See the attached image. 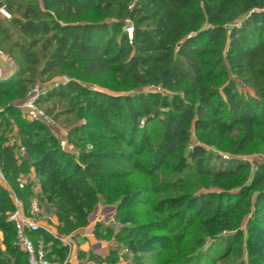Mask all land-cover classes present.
<instances>
[{
	"label": "trees",
	"instance_id": "1",
	"mask_svg": "<svg viewBox=\"0 0 264 264\" xmlns=\"http://www.w3.org/2000/svg\"><path fill=\"white\" fill-rule=\"evenodd\" d=\"M131 1L0 0V6L11 13L10 19L0 15V44H8L9 54L16 55L18 63L12 77L0 79V103L8 89L24 96L37 75L62 72L68 81L48 89L41 102L58 98L79 114L82 110L96 111L107 129L104 136L87 123L70 127L69 141L74 140L79 148L76 155L60 146L59 137L48 124L20 118L10 105L0 109L6 125L8 113L20 122V145L7 143L0 134V172L25 207L33 189L32 184H22L21 176L35 174L45 196L40 202L54 208L61 235L73 234L87 225L99 194L105 202L116 205L117 221L132 222V207L149 203L150 196L169 187L134 186L127 179L138 173L153 178L170 158L172 162L165 167L176 173L193 169L196 175L228 181L242 174L246 166L237 157L216 158L199 144L186 151L191 128L200 138L216 129L219 138L228 141L226 149L231 154L245 151L255 139L264 144V0H136L129 8ZM97 4L110 21L80 20ZM125 19L133 28L131 42L121 31ZM234 20L238 24L232 25ZM226 33L228 45L223 53L218 44ZM41 59L44 63L39 72ZM229 72L236 77L230 78ZM98 78L110 81L106 86L113 93L81 83ZM222 78L227 82L215 84ZM144 86H158L173 94H120ZM107 104L117 117L105 115ZM155 122L163 131L159 142L150 148L148 125ZM234 130L238 135H231ZM18 147L25 149L22 157L16 154ZM148 147L150 155L138 157ZM254 190L249 230L254 228L264 239V162L257 164L247 185L233 192L182 193L162 199L153 210L168 211L166 222L124 225L114 237L124 241L132 254L146 250L145 232L152 229L174 232L165 237L166 248L187 234L191 244H202L205 239L190 227L199 220L202 227L219 221L233 228L234 211L248 204ZM11 199L10 192L0 186V212L14 209ZM101 226L100 222L95 224L96 237H109L112 231L106 228L103 233ZM0 230V264H28L15 237H9L11 230L15 236V227L5 214L0 215ZM29 235L34 241L39 237L52 241L48 256L54 254L64 260L67 248L52 235L44 230ZM242 236L238 229L222 237L225 254L241 242ZM247 240L250 244L251 238ZM247 251L249 256L262 255L252 244ZM112 255L116 257L113 250L103 260H114ZM141 257L137 255L134 264H143ZM248 261L264 264V258ZM191 262L186 257L184 263Z\"/></svg>",
	"mask_w": 264,
	"mask_h": 264
},
{
	"label": "rangeland",
	"instance_id": "2",
	"mask_svg": "<svg viewBox=\"0 0 264 264\" xmlns=\"http://www.w3.org/2000/svg\"><path fill=\"white\" fill-rule=\"evenodd\" d=\"M135 1L136 0L131 1V3L129 4V8L133 6ZM80 20L93 22L102 20L110 21L111 19L103 14L101 4H97L94 9L88 11L84 16L80 18ZM238 22V20H234L232 21V25H236L238 24ZM206 25L207 24L204 21L202 23V26L205 27ZM130 26L131 21L129 19H125L124 25L121 27V31L127 34V31ZM218 45L222 47V52L225 53L226 47L228 45L227 33L223 36L222 40ZM0 49L7 52L8 54L10 52L8 44H0ZM11 56L14 59V64H12L13 68L17 70V56L14 54H11ZM43 63L44 59H41V63L38 67L39 72L43 68ZM229 73L228 74L230 78L236 77L234 74H231V72ZM62 76H66L67 78H69L68 75L62 72L37 75L33 83L28 84V89L24 96H19L17 90L8 89L2 98V101L0 103V109L2 110L5 105L13 106L14 110L19 112L20 118L29 119L23 106L24 100L27 98L28 92L31 91L36 85H38L39 88L46 93L48 89L56 87L60 83ZM226 82L227 78H222L217 79L215 81V84L218 85L220 83L222 84ZM81 83L90 89L99 90L105 93H113V91L106 86L108 84L110 85L111 82L104 80L103 78H98L96 80H83ZM143 91L161 92L163 94H167L168 97H171L173 94L172 92L161 89L158 86L131 87L125 91L120 92V94L132 95ZM41 97L38 100L37 106L43 111L44 115L46 114L49 117L50 122L52 123L51 125L48 124L50 131L58 137L63 136L65 138V149L75 153L76 155L79 151V148L74 145L75 141H69L68 138V130L74 125L87 123L88 127L94 129L98 134L106 136L107 129L105 127L102 116L98 112L93 110H82V112L79 114V111L77 110H70L72 106H69V103L67 101L59 100L58 98H52L48 101L42 100L41 102ZM80 103L81 102H78L77 106L80 105ZM110 114H114L117 117V114L111 111L107 104V106L105 107V115L107 116ZM4 119L8 120V125H6V121L0 118V122H2L0 125V134H3L6 137L7 143H15L17 145H20V122L16 120V117L9 113L5 114ZM148 127L151 134L150 142L152 144L150 148H154L161 138L163 129L162 126L157 122L149 124ZM233 134L238 135L237 130H234L231 135ZM197 144L203 146L207 150V152L213 153L214 157L216 158L237 157L245 164L246 168L240 176L234 177L232 181H228L226 179L214 177L213 175H196L193 169L183 170L182 172L178 173L169 171L167 165L172 162V159L170 158L167 162V165H165L167 167L164 166L162 169L157 170L153 178H149L145 174H134L129 179H127L128 181L133 182L134 186L135 184H137L138 186H155L157 189L161 190L163 188L168 189V187L169 189L166 191L162 190V192H157L156 194L150 196L151 200L149 201V203H142L132 207L130 209V217H132V222L125 224L117 221L116 219V205L113 203L105 202L104 198L101 196V194H99L97 196V202L95 206L88 214V223L84 227H87L91 223L96 224L100 222L102 224L101 231L103 233H106V228H109L110 231H112V234L109 237H97L100 240L104 241V243H106L109 252L113 250L116 253V257L112 255L114 260L110 258L108 261H104L103 264H134L137 255H142L141 259L143 260V264H183L186 260V257L192 259L191 264H249L248 258L252 259L256 257L260 261L264 258V239H261L258 232H256L254 228L249 230V227H251L252 224L251 220L253 217L254 210V195L256 192L255 190L250 193L248 198V204H245V206L243 205L242 208L234 211L232 218V221L234 222L233 228L228 227L227 224H223V222L219 221L210 223L206 227H202L199 223V220H197L190 227V230H197V235L201 237V239H205L202 244H200L201 242L199 244H191V235L187 234L179 243L172 242L170 246L166 248L163 246L165 245V243H167L165 237L169 235H175L174 232H169V230L160 231L152 229L147 230L145 232V236L148 239V242L144 243V247H146V250L142 251V254H132L125 246L124 241L120 239L118 240L116 237H114L115 233L121 231L124 225H141L144 223H151V221H153V223L166 222L165 217L168 216V211L162 210L160 212H156L155 210H153L154 205L162 199L178 196L182 193L197 194L209 191L233 192L239 187L245 186L250 183L257 164L264 162V144H261L258 139H255L245 151L238 152L237 154H231L226 149L228 141H222L219 138V134L216 129L213 128L212 131H210L205 137L200 138V134L194 131L193 128H191L189 140L185 147L186 151ZM16 154L17 156L22 157L23 155H25V152L23 153L21 151V147H18ZM149 155L150 150L148 147L147 149H145L142 155H138V157L143 158L148 157ZM213 161L217 162L218 160L213 159ZM21 177L22 184H32L31 186L33 189L30 198V203L29 205H27V207H25L21 199H19L21 201L19 210L22 216L30 217L43 226L51 227L53 230L56 231V233L59 234L57 228L58 222L54 214V208L49 204L47 205L45 203L40 202V200L43 199L45 196L42 192V185L39 182V179L35 176L33 172H28L27 174ZM173 185H175L174 188H170ZM0 186L6 188L7 192L9 191L12 195V198L13 196L14 198L16 197L11 187L4 180L2 174H0ZM11 201L13 202L12 199ZM14 210L15 207L13 210L8 209L4 212H0V215L5 214V217L9 219L11 213ZM238 229L243 234L241 242L237 245H234L233 248L228 252V254H225V242L221 240L222 237L226 234L228 235L229 233H233ZM9 237H15L12 230L11 232H9ZM248 237L251 238V240L249 241L250 244L247 243ZM2 238L3 234L0 230L1 247H3ZM251 244L252 246L257 247L258 251L262 254L261 256H249L247 250L248 246ZM126 249L127 251H125ZM79 253L80 251L77 248L67 247L65 258H70L72 256L76 259H79ZM54 263L62 264L61 261L57 259L55 255L53 258V264Z\"/></svg>",
	"mask_w": 264,
	"mask_h": 264
},
{
	"label": "built area",
	"instance_id": "3",
	"mask_svg": "<svg viewBox=\"0 0 264 264\" xmlns=\"http://www.w3.org/2000/svg\"><path fill=\"white\" fill-rule=\"evenodd\" d=\"M0 15L3 16L5 19L11 18V14L3 6H0ZM132 33H133V28L132 26H130V28L127 31L129 42H131L132 40ZM0 57H3L7 63L14 64L13 57L7 52L3 51L2 49H0ZM1 70L2 67H0V73ZM67 81L68 78L66 76H62L60 83H65ZM44 94L45 92L42 91L38 85H36L31 91L28 92L27 98L24 100L23 106L25 108V111L29 119L39 120L46 124L51 125L52 123L50 122L49 117L46 114L44 115L43 111L37 106L39 98ZM141 124H143V121L141 122ZM60 146L62 148H65L66 141L61 140ZM21 151L23 153L25 152L24 147H21ZM10 197L12 198L11 194ZM13 198L12 200L15 210L11 213L9 220L14 222L16 244L28 256V264H53L54 254L48 256V254L51 251L50 245L52 244V241L45 242L43 238H39L36 241H34L30 237L29 232L44 230L50 235H52L53 238L57 239L60 242V244L63 246L72 247L71 242H69L66 237L60 236L51 227L43 226L30 217L22 216L19 210L21 201L19 200L18 197H17L18 199L16 197L14 199ZM125 251H127V249ZM69 262H70L69 259L65 258L61 263L69 264Z\"/></svg>",
	"mask_w": 264,
	"mask_h": 264
},
{
	"label": "crops",
	"instance_id": "4",
	"mask_svg": "<svg viewBox=\"0 0 264 264\" xmlns=\"http://www.w3.org/2000/svg\"><path fill=\"white\" fill-rule=\"evenodd\" d=\"M0 67H2L1 73H0V79L6 80L12 77L16 70L13 68L12 64H9L6 62V60L3 57H0ZM65 138L63 136L59 137V141L64 140ZM1 174V172H0ZM95 226V223H91L87 227H83L78 229L73 234L68 235H61L63 237H66L69 242H71L72 247L77 248L80 253H82L84 256L79 257V259H76L74 257H70L69 264H103L107 256H109V250L107 248L106 243L104 241L97 238L93 233V228ZM75 245V246H74ZM68 246H66L67 248ZM91 257H96L98 260H95ZM99 260H103L99 262ZM97 262V263H93Z\"/></svg>",
	"mask_w": 264,
	"mask_h": 264
}]
</instances>
